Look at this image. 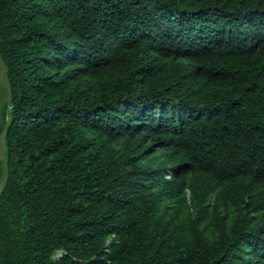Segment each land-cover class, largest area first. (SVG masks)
<instances>
[{
    "label": "trees",
    "instance_id": "16d2710c",
    "mask_svg": "<svg viewBox=\"0 0 264 264\" xmlns=\"http://www.w3.org/2000/svg\"><path fill=\"white\" fill-rule=\"evenodd\" d=\"M0 264H264V0H0Z\"/></svg>",
    "mask_w": 264,
    "mask_h": 264
},
{
    "label": "rangeland",
    "instance_id": "374dc122",
    "mask_svg": "<svg viewBox=\"0 0 264 264\" xmlns=\"http://www.w3.org/2000/svg\"><path fill=\"white\" fill-rule=\"evenodd\" d=\"M9 97V86L7 81L6 65L2 57L0 56V125L6 111V103ZM0 160L2 164L5 163L4 149H3V137L0 131ZM4 181V179H3ZM3 181L0 183V190L3 185Z\"/></svg>",
    "mask_w": 264,
    "mask_h": 264
}]
</instances>
